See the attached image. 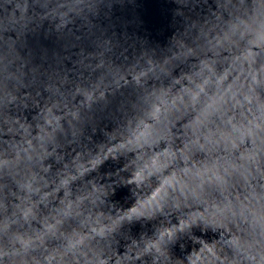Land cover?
<instances>
[{"label": "clouds", "instance_id": "1", "mask_svg": "<svg viewBox=\"0 0 264 264\" xmlns=\"http://www.w3.org/2000/svg\"><path fill=\"white\" fill-rule=\"evenodd\" d=\"M0 264H264V0H0Z\"/></svg>", "mask_w": 264, "mask_h": 264}]
</instances>
